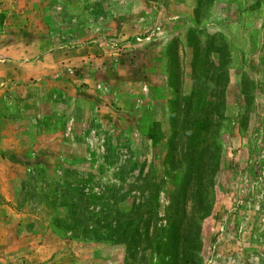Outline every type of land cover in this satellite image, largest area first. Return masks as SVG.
<instances>
[{
    "label": "rangeland",
    "instance_id": "374dc122",
    "mask_svg": "<svg viewBox=\"0 0 264 264\" xmlns=\"http://www.w3.org/2000/svg\"><path fill=\"white\" fill-rule=\"evenodd\" d=\"M0 160V264H264V0H0Z\"/></svg>",
    "mask_w": 264,
    "mask_h": 264
},
{
    "label": "crops",
    "instance_id": "0c3cea01",
    "mask_svg": "<svg viewBox=\"0 0 264 264\" xmlns=\"http://www.w3.org/2000/svg\"><path fill=\"white\" fill-rule=\"evenodd\" d=\"M86 57H87V55H86ZM0 164H1V160H0ZM6 179H7V175L4 174L0 169V194H2V195H4V191H6V189L4 187L6 185V181H7Z\"/></svg>",
    "mask_w": 264,
    "mask_h": 264
},
{
    "label": "trees",
    "instance_id": "16d2710c",
    "mask_svg": "<svg viewBox=\"0 0 264 264\" xmlns=\"http://www.w3.org/2000/svg\"><path fill=\"white\" fill-rule=\"evenodd\" d=\"M197 148V147H196ZM188 176H190V175H188ZM76 200V199H75ZM72 211H74V210H72ZM74 214H75V212H74ZM121 227V225L119 226L118 225V229ZM122 232H127L128 230L127 229H125V228H122V229H120Z\"/></svg>",
    "mask_w": 264,
    "mask_h": 264
}]
</instances>
